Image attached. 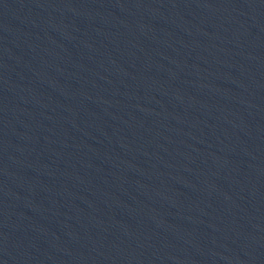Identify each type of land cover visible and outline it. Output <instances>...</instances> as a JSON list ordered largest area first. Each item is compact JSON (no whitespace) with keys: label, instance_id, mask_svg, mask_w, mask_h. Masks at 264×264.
Segmentation results:
<instances>
[{"label":"water","instance_id":"water-1","mask_svg":"<svg viewBox=\"0 0 264 264\" xmlns=\"http://www.w3.org/2000/svg\"><path fill=\"white\" fill-rule=\"evenodd\" d=\"M152 264H264V0H43Z\"/></svg>","mask_w":264,"mask_h":264}]
</instances>
